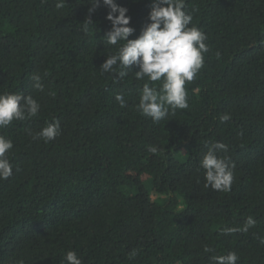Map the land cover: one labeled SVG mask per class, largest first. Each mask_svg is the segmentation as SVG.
Wrapping results in <instances>:
<instances>
[{"label": "trees", "instance_id": "trees-1", "mask_svg": "<svg viewBox=\"0 0 264 264\" xmlns=\"http://www.w3.org/2000/svg\"><path fill=\"white\" fill-rule=\"evenodd\" d=\"M117 3L137 38L153 0ZM90 7L0 0V93L41 105L0 128L13 142L12 175L0 180V264H67L69 250L82 264H215L229 252L236 264H264V0H185L209 51L185 84L189 107L159 122L138 110L148 82L136 79L138 67L122 80L102 72L124 42L107 43L102 2L85 27ZM56 120L55 139H33ZM215 142L228 146L217 155L232 168L229 191L205 186L201 160Z\"/></svg>", "mask_w": 264, "mask_h": 264}, {"label": "clouds", "instance_id": "clouds-1", "mask_svg": "<svg viewBox=\"0 0 264 264\" xmlns=\"http://www.w3.org/2000/svg\"><path fill=\"white\" fill-rule=\"evenodd\" d=\"M101 2L109 11L107 19L111 22V29L105 37L110 45L120 44L115 54L107 56L102 63V72L113 73L114 80H122L128 75L133 66L139 68L135 71L137 80L148 78L143 84L140 94L138 110L153 122H159L169 115L171 109H187L189 107L186 82H191L204 65V54L209 51L206 43V34L197 26L192 25L193 19L190 12L185 11V0H153L149 12L150 23H147L135 39H129L135 29L130 26L131 17L126 15L128 9L117 3V0H89L92 7L89 8V16L85 20V27L93 23L91 13L101 5ZM57 3V7H62ZM36 88L43 90L39 83V76L34 77ZM161 81L159 90L150 86L151 82ZM115 99L123 108L126 101L122 93H118ZM41 105L31 96L22 93H0V128L9 125L13 120H26L35 117ZM230 114L225 113L220 117L222 122L230 119ZM61 132L58 120L48 123L33 139L42 138L45 142L55 139ZM207 151L201 160V167L205 170L206 187L213 190L229 191L233 182V172L227 158L218 157L220 151H227V145L215 142L206 145ZM13 148L12 140L0 135V180H6L12 175L13 166L7 153ZM151 153H158L157 146L148 149ZM255 221L248 217L242 229L247 231ZM237 231L228 228L226 233ZM264 243V240H261ZM206 252L211 251L207 246ZM133 251L131 254L134 256ZM239 257L235 252L227 255L214 256L215 264H236ZM67 264H82V260L73 250L65 255ZM17 264H24L23 260Z\"/></svg>", "mask_w": 264, "mask_h": 264}, {"label": "rangeland", "instance_id": "rangeland-1", "mask_svg": "<svg viewBox=\"0 0 264 264\" xmlns=\"http://www.w3.org/2000/svg\"><path fill=\"white\" fill-rule=\"evenodd\" d=\"M175 155H176V158L177 159L183 160L184 159V156H185V153L179 149V150H177V152L175 153Z\"/></svg>", "mask_w": 264, "mask_h": 264}]
</instances>
